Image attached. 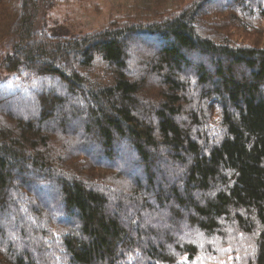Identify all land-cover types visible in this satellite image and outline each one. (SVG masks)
Listing matches in <instances>:
<instances>
[{
    "label": "trees",
    "instance_id": "trees-1",
    "mask_svg": "<svg viewBox=\"0 0 264 264\" xmlns=\"http://www.w3.org/2000/svg\"><path fill=\"white\" fill-rule=\"evenodd\" d=\"M66 1L0 0V264H264V0L36 28Z\"/></svg>",
    "mask_w": 264,
    "mask_h": 264
},
{
    "label": "rangeland",
    "instance_id": "rangeland-1",
    "mask_svg": "<svg viewBox=\"0 0 264 264\" xmlns=\"http://www.w3.org/2000/svg\"><path fill=\"white\" fill-rule=\"evenodd\" d=\"M179 1V0H178ZM191 1V0H189ZM137 0H67L66 2L45 7L39 3L35 16V25L38 29H43L50 36H62L72 38L90 34L93 30L105 27L111 20L129 14L132 5ZM179 3L172 4L175 9ZM164 9V5L162 4ZM236 32L242 35L241 32ZM12 40L0 39V53L7 51L12 45ZM146 47V44L137 48ZM56 88L54 84L46 85ZM0 87L9 89H27L28 84L24 78L18 74H7L0 70ZM24 209H22L23 212ZM31 223V222H30ZM243 246V245H242ZM242 250L236 247L235 254ZM216 255V258L208 257L207 264H231V255ZM190 264H206L203 260H196Z\"/></svg>",
    "mask_w": 264,
    "mask_h": 264
}]
</instances>
